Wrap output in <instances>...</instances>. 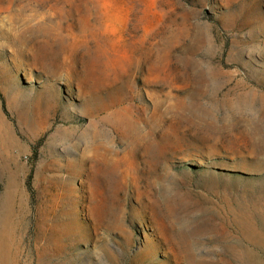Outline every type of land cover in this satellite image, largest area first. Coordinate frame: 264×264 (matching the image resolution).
<instances>
[{
    "label": "rangeland",
    "instance_id": "rangeland-1",
    "mask_svg": "<svg viewBox=\"0 0 264 264\" xmlns=\"http://www.w3.org/2000/svg\"><path fill=\"white\" fill-rule=\"evenodd\" d=\"M0 264H264V0H0Z\"/></svg>",
    "mask_w": 264,
    "mask_h": 264
}]
</instances>
